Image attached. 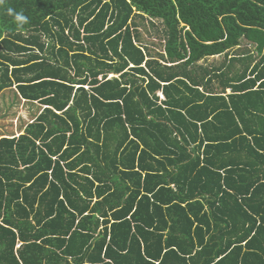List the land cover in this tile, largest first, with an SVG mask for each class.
<instances>
[{"label":"trees","instance_id":"16d2710c","mask_svg":"<svg viewBox=\"0 0 264 264\" xmlns=\"http://www.w3.org/2000/svg\"><path fill=\"white\" fill-rule=\"evenodd\" d=\"M9 88L0 264H264V0H5Z\"/></svg>","mask_w":264,"mask_h":264},{"label":"rangeland","instance_id":"374dc122","mask_svg":"<svg viewBox=\"0 0 264 264\" xmlns=\"http://www.w3.org/2000/svg\"><path fill=\"white\" fill-rule=\"evenodd\" d=\"M139 30L141 31V42L148 44L151 51H157L161 49L160 38L162 39L161 24L159 23L155 27H151L147 22H141L139 24ZM147 45V46H148ZM241 51H255L254 45L249 44L246 41L241 42ZM240 51V52H241ZM230 53H239L235 49ZM224 59V55L215 56L209 58L210 62H220ZM110 75L109 77H111ZM15 89H5L0 93V136L11 135L18 133L23 125L31 120V118L37 113L38 107L24 102H17L14 97Z\"/></svg>","mask_w":264,"mask_h":264},{"label":"crops","instance_id":"0c3cea01","mask_svg":"<svg viewBox=\"0 0 264 264\" xmlns=\"http://www.w3.org/2000/svg\"><path fill=\"white\" fill-rule=\"evenodd\" d=\"M250 44V43H249ZM239 53H241V56L242 57H244L245 56V60L247 61L248 60V62L249 63H252V65L255 63V62H257L260 58H261V55L262 54H258L257 53V51L255 50V51H241V52H239ZM218 57V56H217ZM250 73L248 72V75H249ZM247 78H254V75H251V76H248ZM258 85H259V81L257 80L256 81V83H255V85H254V87H253V90H258ZM227 92H230V89H227ZM17 134V133H16ZM94 200H95V198H94Z\"/></svg>","mask_w":264,"mask_h":264},{"label":"clouds","instance_id":"9594fccd","mask_svg":"<svg viewBox=\"0 0 264 264\" xmlns=\"http://www.w3.org/2000/svg\"><path fill=\"white\" fill-rule=\"evenodd\" d=\"M4 2L5 0H0V5H2ZM7 12L13 17L14 23L18 28L23 27V25L28 22V18L22 12H14V10L11 8L7 9Z\"/></svg>","mask_w":264,"mask_h":264},{"label":"water","instance_id":"95a60500","mask_svg":"<svg viewBox=\"0 0 264 264\" xmlns=\"http://www.w3.org/2000/svg\"><path fill=\"white\" fill-rule=\"evenodd\" d=\"M113 76V75H112Z\"/></svg>","mask_w":264,"mask_h":264}]
</instances>
